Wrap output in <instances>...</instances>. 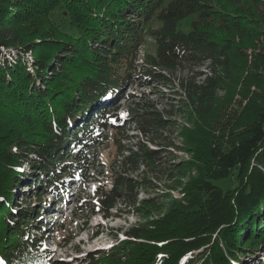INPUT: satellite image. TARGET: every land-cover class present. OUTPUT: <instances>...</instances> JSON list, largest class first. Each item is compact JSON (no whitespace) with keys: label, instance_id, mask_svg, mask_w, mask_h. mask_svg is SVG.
Returning <instances> with one entry per match:
<instances>
[{"label":"trees","instance_id":"1","mask_svg":"<svg viewBox=\"0 0 264 264\" xmlns=\"http://www.w3.org/2000/svg\"><path fill=\"white\" fill-rule=\"evenodd\" d=\"M146 36L154 50L144 52L143 70L160 84L210 61L201 81L193 74L178 83L189 106L187 124L176 123L180 148L193 153L183 165L196 173L181 196L166 194V216L133 227L134 240L90 264H126L121 248L131 264H244L246 257L264 264V0H0V55L2 47L20 48L33 54L34 65L20 55L0 58V264L47 258L27 237L33 209L24 212L14 200L20 186H33L24 184L20 167L28 163L33 178L45 171L37 195L51 190L58 172L86 177L77 162L87 157L83 149L69 153L65 144L69 136L79 139L77 130L99 127L102 112L87 128L78 120L131 76ZM149 119L165 123L154 113L144 119L145 131ZM115 130L120 142L124 129ZM158 154L143 148L128 158L153 166ZM65 155L73 163L53 166ZM146 180L118 173L99 202L109 209L120 197L136 198Z\"/></svg>","mask_w":264,"mask_h":264},{"label":"rangeland","instance_id":"2","mask_svg":"<svg viewBox=\"0 0 264 264\" xmlns=\"http://www.w3.org/2000/svg\"><path fill=\"white\" fill-rule=\"evenodd\" d=\"M191 19L190 16L184 21L183 28L187 31ZM19 49L2 47L0 58H13L14 62L20 55L23 60L29 61L28 67L34 70V65H32L33 54L30 51L23 52ZM139 50L136 69L133 70L131 76L127 75L117 90L102 98L95 108L85 111L78 120L82 124L85 121L90 122L89 120L94 113L102 112L101 124L92 132V141L88 140L90 131H84L85 135L82 137L84 132L81 130L78 134L79 139L74 136V145L81 138L77 147H74L73 144L69 145L68 141L65 144V147L69 148V153H72V150L77 151L80 147L85 148L82 145L85 144L86 140L89 141L87 150H84V154L87 156L85 161H77L82 163L81 171H85L87 180L86 183L80 184L82 188L78 192L72 190V193L69 194V202L64 203L66 207L62 213H58L60 217L57 214L54 217L50 216L54 223L44 226V220H51L45 216L46 210L50 211L51 208L48 206L52 205L56 197L53 195L52 197L49 193L43 198L44 195H37L34 192L47 177L40 175L39 181H33V177L28 176L33 170L28 163L20 167V170L25 172L23 177L27 180L30 178L33 181V186L24 185L31 184L26 181L22 184L24 186H20L19 193H14V200L19 204L18 209H27L24 212L33 209L35 222H33L34 220L30 221L27 237L31 239L33 252L39 250L41 254H47L48 258L51 259L50 263L43 260L44 264H86L88 262L90 264L94 261L98 262L101 256L105 255L103 254L105 252L102 251L108 252L113 248H118L124 240H134V237L128 236L130 229L136 228L141 223H146L151 219L166 216L169 208L167 205L170 202V197L166 194H171L172 197L181 196L184 185L196 173L195 169L186 168L183 165L186 160L191 159L193 153L180 148L183 146V139L178 128H176V123L179 125L187 124L189 106L183 102L182 89L178 83H180V79L190 77L193 74L197 81H201L206 70H208L210 61H206L204 67L197 68L189 65L184 70H178L172 75H168L171 78L170 83L168 79L166 80L169 84H160L153 78L151 79L143 70L144 52L154 50V42L150 36H146L145 43ZM37 83L40 84L39 81ZM175 92L178 94H174ZM239 100L240 96L237 97L236 105ZM147 102L150 104L145 105ZM154 113L156 116H160L165 123L161 126L158 125L159 122L155 123L153 119H149L145 131L141 128L145 123L144 119H148L151 115L154 116ZM116 126L124 129L125 137L120 142H117L118 139L115 140ZM70 131L73 133L76 131L75 123L70 127ZM97 131L98 133L102 132L101 135L99 137L93 136ZM106 132L108 133L106 134ZM104 135L105 138H102ZM171 142H174L175 145H172ZM143 148L159 152L160 159L153 166H149L141 158L137 162L128 158L133 152H139ZM67 163L69 165L73 163L69 155H65L63 160L53 166L58 168V166H64ZM83 165L86 166L87 170L83 169ZM136 166L140 168L139 171L132 170ZM43 173L45 174V171ZM118 173H123V175L132 178L133 181H140L141 178L147 180L138 191H133L136 198L131 196L127 201H123L120 197L109 209L102 207L99 202L100 192L101 190H110L113 187V180ZM58 174L61 175L60 180L65 178L61 172ZM135 199L136 201H134ZM145 200H148L147 204H152V206L148 207L147 204L143 206ZM41 201L44 206L39 203ZM37 206H40L41 209L38 210ZM146 211H151V215L144 216ZM203 249L204 247L191 253L195 256ZM120 250L118 256H122V262L131 264L135 261V259L126 260L124 248ZM130 250L131 248L128 249L129 252ZM258 256L260 260L264 259V252H259ZM250 259V257H246L244 264H249ZM199 263L201 260L197 261L196 264Z\"/></svg>","mask_w":264,"mask_h":264},{"label":"bare ground","instance_id":"3","mask_svg":"<svg viewBox=\"0 0 264 264\" xmlns=\"http://www.w3.org/2000/svg\"><path fill=\"white\" fill-rule=\"evenodd\" d=\"M48 208H50L49 206H48ZM44 220V219H43ZM48 224H50L49 222H47L46 220H44V225H48Z\"/></svg>","mask_w":264,"mask_h":264}]
</instances>
